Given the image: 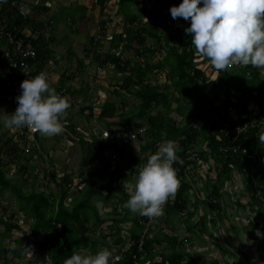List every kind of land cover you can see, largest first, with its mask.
Wrapping results in <instances>:
<instances>
[{"label":"trees","instance_id":"1","mask_svg":"<svg viewBox=\"0 0 264 264\" xmlns=\"http://www.w3.org/2000/svg\"><path fill=\"white\" fill-rule=\"evenodd\" d=\"M108 1L94 0V3L101 12H104ZM116 2L117 11L123 17L121 30L113 33L109 40V47L105 48L102 54L96 53L92 58L101 64H111L122 79L120 89L132 94L139 101L132 109L134 114L129 117L125 113H118L116 104L111 101L104 102L98 113V118L107 124L108 130L111 131V126L144 128V132L150 139L141 146V152H148L145 158H142L140 154L139 156H127L125 149L128 144L119 150L121 156L126 158L125 167L135 163L139 170L140 165L158 150L162 142L171 140L179 145L181 150L178 155L182 160L191 153L195 154L196 160L193 167L203 172L200 178L205 182L203 186L205 196L202 200L195 201V209L201 201L204 206L216 209L217 217L222 220L225 215L221 213L222 189L227 183L235 182L234 172L237 171L244 176L243 183L250 199L248 200L250 208L264 211L260 201L258 202L259 208H254L257 202L251 193L253 189L244 170V167L249 164L256 167L255 174L260 185V194L257 191L255 194L258 200H264V144L258 140L259 133L264 131V72L251 65H234L225 70L214 68L210 60L201 56L192 46L191 34L185 32V28L190 26V20L185 21L182 17L173 19L171 16L170 7L179 5L181 0H157L148 9L138 0H116ZM38 6L35 7L38 9ZM132 7H135L136 11H133ZM9 15H11V21L8 27L12 29L17 27L22 30L27 26L43 24L29 16L24 18L17 13ZM145 15L147 21H144ZM108 21L109 19L100 20L99 34H106L105 24ZM175 22H177L176 26H174ZM158 26L161 27L158 28ZM164 29H167L166 34H164ZM94 37L95 35L90 37L84 50L86 56H89L91 48L102 46L101 42L94 44ZM50 38H46L44 42L40 39L33 41L37 55L36 58L29 60L30 69L35 70L32 75H37L46 62L48 63L52 58L50 57L52 51L48 48ZM148 40L153 41L152 46H146ZM134 45L137 46L136 56L143 60L133 61L130 58L123 60L122 54L132 49ZM4 46L5 41L0 39V48ZM156 54L163 56L153 63L150 59ZM208 61L210 69L216 73L214 78L208 76L200 67ZM79 66H82V62H79ZM163 71L165 72L163 83H153L150 80L151 74ZM0 72L3 76H9L10 79L24 80V76L29 78L20 71L10 76L3 60L0 61ZM62 77L70 80V77L64 74ZM59 85L64 87L67 82L63 80ZM57 88L56 91H59V86ZM67 88L71 89L70 86ZM19 93L20 90L14 88L11 96L17 97ZM70 93L77 95L81 92L74 90ZM115 93L120 95L118 90ZM85 108L91 109L90 106H85ZM85 108L80 111L84 113ZM156 109H158L157 112L152 114ZM173 112L181 117L192 118V121L179 125L176 122V116H171ZM234 112L237 114L234 115ZM66 127L67 130L69 129V133L65 134L67 137L72 139L69 135L71 134L79 139L83 154L82 166L88 167L89 172L88 178L84 177V171L80 172V178L86 179V182L78 188L79 190L69 203L66 202L67 185L64 188L62 183V190L57 197H48L43 192L35 190L23 192L19 186L12 184L3 169L4 165L0 163V191L13 189L18 214L31 221L29 223L30 239H26L27 244L32 243L36 248L46 249L52 264H63V261L74 251L89 249L91 253H95L102 246V242L108 240L110 236L116 243L124 244L125 238L119 234V231L121 230L120 224L127 223L131 246L123 251L118 260L111 261V264H136L132 255L138 252L140 240L143 241L145 260L152 261L160 255L168 260V264H200L189 252L179 248L177 236H168L161 231L153 232L150 229L144 235L142 234L146 216L137 214L132 217L131 212L123 207L124 202L129 198L124 190V184L134 179L129 178L123 171V166H115L112 171L108 172L106 182L99 183L95 180L97 170L92 166L93 162L96 158L102 157V152L109 150L114 143L100 140L94 131L91 132L90 140H88L81 132H77L79 130L76 125L68 123ZM22 129L21 137L26 141L28 132L26 127ZM38 133L32 134L34 141L39 139ZM54 137L60 138L58 135ZM8 141L11 143L9 154L15 155L19 152V146L10 139ZM33 147L36 155L42 153L38 144L34 143ZM244 150L247 153L256 154L261 161L254 162L248 159L243 153ZM12 162L11 159L9 163ZM182 164L184 163L176 162L174 167H182ZM110 166V163H106L104 169L108 171ZM183 170L184 168H182V173ZM49 174L52 177L56 176L53 171H49ZM63 178L65 183L72 184V174H65ZM193 187L195 184L182 181L175 196L167 201L163 217L183 213L190 205L188 193ZM95 198L105 203L114 200L111 213L117 214V217L112 219L105 229L102 227L106 220L100 215L97 206L92 203ZM239 205L242 208L246 207L245 204ZM194 213L195 210L194 212L189 211L185 217H191ZM14 217V214L8 218L0 217V226L3 227V231L0 232V258L1 256L6 257L11 251L15 258H19L27 249L26 244L22 243V237L14 240L19 248L11 243L9 246L3 244L5 238L12 237L14 230H20V225ZM140 219L143 222L139 221ZM211 221L212 225L216 224L215 219ZM207 223L206 214H204L198 222L188 223L191 225L189 230L197 237L203 234L212 235L207 228ZM256 227L264 231V224L260 223ZM52 230L55 233L50 236L49 233ZM22 232L23 235L26 234L25 230ZM98 237L102 240L96 239ZM165 240L168 245L165 248L167 253L164 254L157 246ZM259 241L258 247L264 252V238H260ZM150 264L156 263L151 262Z\"/></svg>","mask_w":264,"mask_h":264},{"label":"rangeland","instance_id":"2","mask_svg":"<svg viewBox=\"0 0 264 264\" xmlns=\"http://www.w3.org/2000/svg\"><path fill=\"white\" fill-rule=\"evenodd\" d=\"M64 1L67 4H71V6H62L60 16L65 23L66 15L73 14V17H76V24H74V28L77 30L72 35L68 30H65V32H68V34L62 32H55L54 34L51 33V47L53 44L52 41L56 40V43L53 44V47L58 51L56 55H54V57L48 61V63L46 62L41 70L44 71L47 76L50 72L52 73V71L56 72L54 82L49 79L51 86L55 89H58V86L59 89L62 88L59 84L63 80L67 82V85L64 86L67 89V93L65 95H67L68 100L71 102V107L67 110V115L62 118V124L66 130L58 134V137H60L59 139H56L54 136L43 135V137L36 141H34V138L32 139V137L28 138L27 135L25 141L24 138L21 137L23 132L22 128H13L15 133L12 135L10 134V137L1 135V132L0 163L4 165L3 169L6 172V176L11 179L12 184L19 186L23 192L35 190L36 192H43L48 197H57L62 190V183L64 188L67 185L66 202L69 203L76 194V191L79 190L78 188H81L86 182V179L80 178V172L84 171L85 178H88L89 172L88 167L82 166L83 154L79 139L71 134L69 135L72 139L65 135L66 133H69V129L67 130V123L64 120H66L68 123L79 126L81 129L77 132H81L88 140H90L89 136L93 131H95V135L100 140H102V133L105 130H108L107 124L98 118V113L100 112L102 104L104 102L111 101L116 104L118 113H125L127 114V117H129L130 115L134 114L132 109L137 106L139 101L132 94L120 89L122 79L120 78L119 72L111 64H101L99 61L90 58V56H86L84 52L87 42L89 43V38L91 35L98 36L100 30V20L109 19V29L111 28V32L121 30L123 17L117 11L116 0H109L104 12H99L98 8L93 5L92 0H85L87 3V7L85 6V9L77 5V0ZM138 1L148 9L157 0ZM34 2L35 1L33 0L31 1V3ZM132 10L136 11V8L132 7ZM144 21H147L146 15L144 16ZM72 23L73 22L70 21L69 24H66L67 29L71 30V28H73ZM176 25L177 22L174 23V26ZM160 27L161 26H158V28ZM166 33L167 29H164V34ZM63 34L64 37H62ZM101 41L102 46L100 48L105 49L109 47L110 41L104 39H101ZM152 45L153 41L148 40L146 46ZM136 55L137 46L134 45L132 49L127 50L122 54V59L125 60L130 58L133 61L139 59V61L143 60L141 57L139 58ZM1 56L2 51L0 52V59ZM162 56V54H156L150 59V61L154 63L159 58H162ZM50 57L52 56L50 55ZM51 61V66H49ZM79 62H82V66L84 65L82 70H78ZM200 67L205 70L206 74L211 78L216 76V73L213 72L209 67V61L201 64ZM66 72L69 73V75H72V79L69 80L68 78L61 77V75L59 77L60 73L63 74ZM0 76L3 78L7 77L3 76L1 73ZM58 77L60 83L55 82ZM150 80L153 83H163V81H165V72L163 71L161 73L151 74ZM20 84L21 83H19V85ZM67 86H70L71 89L69 90ZM8 87L9 82L0 80V114H3L4 111L11 113L18 106V101L16 100L15 96H10L9 99L6 98ZM74 90L81 93H77V95H71L70 92ZM116 90L120 92V95L115 93ZM85 106H90L91 109L85 108ZM173 106L175 108L176 104L174 103ZM82 108H85L84 113L80 111ZM157 110L158 109L154 110L152 114L157 112ZM186 113L189 114V112ZM233 114L236 115L237 112H234ZM171 116H176V122L179 123V125H183L186 122L192 121V118L188 119L187 117L178 116L175 112H173ZM138 122H141V120H138ZM1 127L4 128V130L6 129L2 124H0V129ZM118 128L120 127L111 126V131ZM124 128L127 132L133 131L137 134V139L133 143L128 144L127 148L125 149L127 156H139L140 154L142 158H145L148 152H141V146L149 142L150 139L144 132V128L135 129L129 126H124ZM75 129L77 128L75 127ZM5 134L8 135V130ZM13 137H16V140H13ZM8 139L19 146V152L15 155L9 154V146H11V143H8ZM34 143L40 146L39 149L42 153H37V155L34 153L36 152L33 151ZM55 146H57V148H55ZM105 152L106 150L102 152V157L96 158L92 165L94 169L97 170V173L94 176L97 182H106L108 172L112 171L115 166H123V171H125L131 179L134 178L138 173L139 170L137 169V165L135 163L128 164L127 167H125V157L120 155L121 157L118 158L117 161H112L108 157L104 156ZM11 159L13 162L10 164L9 161ZM106 163H110L111 165L108 171L104 169ZM49 171L55 172L57 177L50 176ZM65 174H72L73 178L71 179V185L64 182L63 177ZM234 177L235 182L233 184L227 183L226 186H224L225 191H222L224 194L220 200L221 206L225 211L227 218H222V222H218L215 226L207 223V228L213 230L216 235L220 232L218 235V240L219 243L221 242V244L224 246V244L230 240V238L226 235L231 234L232 236H235L236 232L228 228L225 234L226 228L223 227L228 225L230 222L231 224L238 226L241 229L239 234L242 237V250L238 248L235 257H225L228 258L230 264H260L261 261H264V252L260 247H258V244L260 243L259 239L261 237L256 235V225L260 223L264 224V214L261 210V213L256 209L252 210L248 205V200L250 199L247 198L248 192L244 189V176L235 171ZM204 183L205 182L200 179L195 187L190 190L192 192V196L194 197L193 199H190V205L193 206V212L195 210L194 215L191 216V218H194V222L199 220L204 215V213L206 214V222H212L211 219H217V210L213 209V207L208 206L207 211L205 212V207L201 201H199L197 209L194 207L195 201L202 200L205 196L203 194ZM208 190H210V188H208ZM197 194L199 195V199H196L198 197ZM98 200V198H95L92 200V203L97 206L100 215L107 221V223H105L102 227L105 229V227L109 225L110 222H112V219L117 217V214L111 213L113 212L114 200L107 203L100 202ZM238 203L245 204L246 207L242 208ZM254 208L256 207L254 206ZM13 214L15 215L14 220H16V222L18 221V224L20 225V230H14L12 232V237L10 239L5 238L3 244L5 246H9L11 243V245H15L17 248H19V245L15 243L14 240L20 239L22 237V243L26 244L27 249L23 251L22 256L19 258H15L12 251L9 252L6 257L1 256L0 264H52L49 260L46 249L41 250L36 248L32 243L27 244L26 239H30L29 223L31 221L25 218L23 215L18 214L17 200L14 190L9 188L5 191H0V217L8 218ZM130 215L135 217L137 213L131 212ZM159 217L160 216L155 217L154 222H151L150 224L149 229L153 232L161 231L163 233L166 232V234L169 235L177 234L180 239H183V237L187 235L188 230L185 216H183V218L182 216L175 217V219L170 220L169 215L166 218L164 217L163 221L162 219L160 220ZM164 219L173 223L170 225L166 224V227H164L165 229L162 231V228H159V225L160 223L165 225V223H163ZM128 227V224H120L121 230L119 231V234L125 238L124 244H116L112 236H110V238L105 242H102V246L99 249L109 248L112 251L111 261H115L118 256H120L122 251L121 249H123L126 245V242L129 241L127 232ZM22 230L26 231L25 235H23ZM2 231L3 227L0 226V232ZM54 233L55 231L52 230L49 235L53 236ZM193 234L191 236L192 244L187 242L185 245H183L184 247H179L181 250L189 252L194 259L199 261L200 264H211V262L215 260H219L221 263L223 262L224 256L223 259L219 258L220 255L217 250L218 246H216L215 242L213 241V237L208 238L204 244L195 238L196 234H194L195 236ZM96 239L99 241L102 240V238L99 237ZM215 239H217V237ZM232 242L238 245L239 241L232 240ZM85 250L90 252L89 249H82L80 251ZM166 251L167 250H164L162 252L165 254L167 253ZM226 253H229L227 249L224 254ZM253 258L256 259L254 260Z\"/></svg>","mask_w":264,"mask_h":264},{"label":"clouds","instance_id":"3","mask_svg":"<svg viewBox=\"0 0 264 264\" xmlns=\"http://www.w3.org/2000/svg\"><path fill=\"white\" fill-rule=\"evenodd\" d=\"M35 2H27L32 6L31 14L39 5ZM170 12L173 19L182 17L185 21L190 20L185 32L191 34L194 49L210 60L214 68L225 70L234 65H251L264 72V0H181L179 5L170 7ZM31 14L29 17L32 19ZM24 77L20 84L21 92L16 97L18 106L11 113L4 111L0 114V124L8 129L28 127L45 136L62 133V118L67 115L71 102L51 86L46 73L40 72L30 79ZM258 140L264 144V131L259 133ZM180 150L179 145L171 140L161 143L158 150L140 165L134 179L124 184L129 198L123 207L132 213L148 216L146 221L152 218L151 222H154L155 217L163 215L167 201L180 187L174 167L176 162L183 163L178 155ZM256 235L264 238V231L257 228ZM130 246V241H127L121 254ZM138 253L139 248L132 255L136 261ZM111 257L109 248L95 253L74 251L63 264H111ZM160 257L161 261L158 260ZM166 261L158 255L152 261L144 258L136 264H165Z\"/></svg>","mask_w":264,"mask_h":264},{"label":"built area","instance_id":"4","mask_svg":"<svg viewBox=\"0 0 264 264\" xmlns=\"http://www.w3.org/2000/svg\"><path fill=\"white\" fill-rule=\"evenodd\" d=\"M35 4H38L36 1ZM34 4V5H35ZM32 6H30L24 0H0V39L5 41V46L2 50V60L3 64L6 66V69L10 76H13L16 71H20L24 75H27L29 78L34 77L32 75L35 70L30 69L29 60L36 58L37 51L33 46V41H38L39 39L44 42L47 37L36 36L37 34H45V30H50L46 24L40 25H31L27 26L22 30H19L17 27L10 28L8 23L11 21V15L9 14H18L26 18L31 14ZM106 34L95 36L93 41L96 45L98 42H102L101 39L109 41L112 38L114 32H111L109 29V22H106ZM101 46H96L94 49L89 50V56L92 58L94 54H102L104 49L100 48ZM40 72H43L42 70ZM39 72V73H40ZM38 73V74H39ZM58 93L63 94L64 92L59 91ZM27 132L30 134H35L39 131H33L32 129L26 127ZM108 133V135H107ZM107 135V136H106ZM106 136V137H105ZM102 140L109 141L111 143H116V148L107 150L104 153L105 157H108L112 161H115L119 156L118 152L122 149L124 145L133 143L137 139V134L133 131L127 132L126 129L118 128L115 130H105L101 136ZM248 159L252 161H261V158L256 154L247 153ZM256 153V152H255ZM196 160L195 154L191 153L183 160L182 167L176 166V171L180 182L186 181L192 185L197 184L200 177L203 176L202 170L193 167V163ZM182 168H184L182 173ZM245 175L252 187V194H255V191L259 193L260 185L256 178V167L252 165H247L244 167ZM181 184V183H180ZM255 189V190H254ZM199 197V196H198ZM257 198V197H256ZM264 207V200H259ZM152 218H149L146 222V226L149 225ZM139 221L143 222L142 219ZM143 241L141 240L138 244L139 253L135 255L138 261H142L145 258V253L143 250ZM159 261L162 260L160 257ZM168 262L166 261L165 264Z\"/></svg>","mask_w":264,"mask_h":264},{"label":"crops","instance_id":"5","mask_svg":"<svg viewBox=\"0 0 264 264\" xmlns=\"http://www.w3.org/2000/svg\"><path fill=\"white\" fill-rule=\"evenodd\" d=\"M29 4H31V1L32 0H26ZM33 1H38V3H39V6H38V9L36 8L34 11H33V13L31 14V17H32V19L33 20H35V21H40V22H42L43 24H46L49 28H51V31L49 30V32H50V35H51V33H55V32H57V33H59V32H62V33H66L65 32V30H68V31H70L71 32V35L72 34H74L75 32H76V28H74V24H76V17H73V14L72 15H66V21H65V23H64V20L61 18V16H60V14H61V8H62V6H71V4H67L64 0H33ZM78 1V3H77V5L78 6H80V7H83L84 9H85V6H86V1L85 0H77ZM93 2V5H95L97 8H98V10H99V7L94 3V0H92ZM59 2H61V3H59ZM44 7H46V8H44ZM87 7V6H86ZM77 11H79L78 9H76ZM87 11H88V9H87ZM99 12H100V10H99ZM83 19V18H82ZM70 21L71 22H73L72 23V26H73V28H71V30L70 29H67V27H66V24H69L70 23ZM48 22H49V24H48ZM81 24V23H80ZM66 34H68V32L66 33ZM91 36H93V35H91ZM51 37V36H50ZM62 37H64V34H63V36ZM54 40V39H53ZM89 40H90V38H89ZM52 43L54 44V43H56V40H54V41H52ZM86 43V42H85ZM88 43V42H87ZM53 44H52V47H51V41H49V46H48V48L49 49H51V51H52V58L54 57V55H56V53H57V51L58 50H56L54 47H53ZM69 46V45H68ZM70 47H72V46H70ZM69 47V48H70ZM66 48H67V45H66ZM3 50V47H1L0 48V52ZM65 52V51H64ZM2 60V56H1V59H0V61ZM51 63H52V61L50 62V64H49V66H51ZM86 63V62H85ZM78 70H82V68H84V65L83 66H78ZM77 70V69H76ZM1 73V72H0ZM56 72H54V71H52V73L50 72L49 73V75H48V79H50L52 82H54V79H55V77H56V74H55ZM64 75L66 74V75H69V73H63ZM60 75H61V77H62V73H60L59 74V77H60ZM65 75V76H66ZM7 76V75H6ZM59 77H58V79L55 81V82H59ZM69 77H70V79H72V75H69ZM0 80H2V81H7V82H9V87L7 88V92H6V98L7 99H9L10 98V96H11V92L14 90V88L15 89H19V90H21L20 89V85H19V83H21L23 80H21V79H10L9 78V76H7L6 78H3V77H1L0 76ZM12 86H14V88H11ZM6 89V88H5ZM66 97H67V95H65ZM12 97V96H11ZM66 123H67V125H68V122L66 121V120H64ZM65 123V124H66ZM6 128V127H5ZM77 128L78 129H81V128H79V126H77ZM7 130H8V135H6L5 133H7ZM64 130H66L65 128H64ZM11 131V132H10ZM2 132V134L1 135H5L6 137H10V134L12 135V134H14L15 132H14V130H13V128L12 129H8V128H6L5 130H4V128H2L1 127V129H0V133ZM0 135V136H1ZM29 138H31L32 137V139L34 138V135H32V134H30V133H27L26 134ZM38 135H39V138H41V137H43V135L39 132L38 133ZM13 140H16V137H13ZM55 148H57V146H55ZM226 186V185H225ZM222 191L224 192L225 190H224V188L222 189ZM222 192V193H223ZM224 194V193H223ZM188 195H189V200L190 199H193L194 197L192 196V192L190 191L189 193H188ZM222 197H223V195H222ZM221 197V198H222ZM221 200V199H220ZM221 202V201H220ZM221 204V203H220ZM193 206L192 205H190V206H188V208L183 212V213H181V214H169L170 215V220H173V219H175V217H181L182 216V218H183V216H186L187 214H188V212L189 211H193V208H192ZM205 208H204V211L206 212L207 211V208L208 207H206V206H204ZM221 208H222V206H221ZM222 214H225V211L223 210V208H222V212H221ZM205 214V213H204ZM169 215H164V217L166 218L167 216H169ZM163 215L162 216H160V220L162 219V221H163ZM223 219H226L227 218V216H226V214L224 215V217H222ZM188 220V221H187ZM190 220V221H189ZM166 219H164V222L163 223H165V225H162L161 223H160V225H159V228H162V231H163V229H165L164 227H166V224L167 225H170L171 223H173V222H169V221H167ZM198 221V220H197ZM197 221H195V222H197ZM186 222H187V235L186 236H184L183 237V239H180V237L176 234V235H173V236H177L178 237V244H179V246L180 247H182L183 245H185L187 242L189 243H191V236H192V231H190L189 229H190V227H191V225H189L188 223L189 222H191V224H194L195 222H194V218H191V217H186ZM215 222H216V224L218 223V222H222L221 221V219L219 218V217H217V219H215ZM107 223V222H106ZM208 223H210L211 224V222H208ZM127 224V223H126ZM215 224V225H216ZM129 225V224H128ZM215 225H213V226H215ZM223 228H226V231H225V234H226V232H227V229L228 228H230V229H232V230H234L235 232H236V235L235 236H232L231 234H228V235H226V236H228L229 238H230V240L228 241V242H226L225 244H224V246L221 244V242L219 243V240H218V235L220 234V232H219V234L217 233V235L214 233V231L213 230H211L210 228H209V230L212 232V235H208V234H203L201 237H196L194 234V236H195V238L199 241V242H202V243H204L205 244V242L207 241V239L208 238H210V237H213V241L215 242V244H216V246H218V253H219V258H221V259H223V256H224V260H223V262L221 263L219 260H215V261H212L211 262V264H230L229 263V260H228V258H226L225 256H231V257H235V254H236V252L238 251V248H240V250H242V247H243V244H242V242H241V239H242V237H241V235L239 234V232H241V229L238 227V226H236L235 224H231V222L228 224V225H225ZM163 233V232H162ZM164 234H166V232L164 233ZM166 235H168V236H172V235H169V234H166ZM128 236H129V233H128ZM217 237V239H215ZM232 240H237V241H239L238 242V245L237 244H234V242H232ZM116 243V242H115ZM180 243H182L181 245H180ZM116 244H120L121 245V243H116ZM192 244V243H191ZM168 244H167V241L165 240L161 245H158L157 246V248H159V249H162V251H164V250H166L165 248H166V246H167ZM184 247V246H183ZM226 249L229 251V253H226V254H224V252L226 251ZM167 252V251H166ZM187 252V251H186ZM120 258V257H119ZM119 258H117L116 260H118ZM115 260V261H116ZM247 260H248V258H247Z\"/></svg>","mask_w":264,"mask_h":264},{"label":"bare ground","instance_id":"6","mask_svg":"<svg viewBox=\"0 0 264 264\" xmlns=\"http://www.w3.org/2000/svg\"><path fill=\"white\" fill-rule=\"evenodd\" d=\"M36 36H40V37H47V38H49L50 37V34H49V31H47V30H45V34H43V35H41V34H37ZM44 72V71H43ZM59 91H62V92H64L62 95H64L65 93H66V87H62ZM58 91V92H59ZM105 142H108V143H111V142H109V141H105ZM114 143V146L113 147H111L109 150H111L112 148H116V143L115 142H113ZM118 156H120L121 155V151H119L118 153ZM259 194H260V192H259ZM253 196H255V199H256V204H255V207L256 208H259V206H258V202H259V200L256 198V194H253ZM261 203V202H260ZM261 209V208H260ZM261 211H262V213L264 214V211L261 209ZM146 218H148V216H146ZM146 224V223H145ZM149 227H150V224L148 225V226H146V225H144V228H143V234H145L148 230H149ZM140 261H136V263H139Z\"/></svg>","mask_w":264,"mask_h":264}]
</instances>
